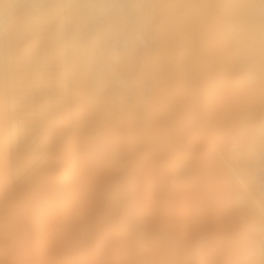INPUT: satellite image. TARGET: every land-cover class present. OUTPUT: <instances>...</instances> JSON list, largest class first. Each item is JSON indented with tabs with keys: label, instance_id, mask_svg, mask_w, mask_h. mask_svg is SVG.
<instances>
[{
	"label": "rangeland",
	"instance_id": "374dc122",
	"mask_svg": "<svg viewBox=\"0 0 264 264\" xmlns=\"http://www.w3.org/2000/svg\"><path fill=\"white\" fill-rule=\"evenodd\" d=\"M230 2L170 0L160 63L148 60L153 121L109 112L90 130L64 110L30 177L0 166V264L257 263L264 197L246 195L234 148L245 157L264 124V73L226 61L222 27L244 23Z\"/></svg>",
	"mask_w": 264,
	"mask_h": 264
},
{
	"label": "built area",
	"instance_id": "2783aa9c",
	"mask_svg": "<svg viewBox=\"0 0 264 264\" xmlns=\"http://www.w3.org/2000/svg\"><path fill=\"white\" fill-rule=\"evenodd\" d=\"M7 11L0 16V28L8 19L30 4L46 8L45 23L30 15L18 26L28 25L22 37L8 46L0 34V81L9 89L16 85L21 72L46 73L47 64L59 60L64 54L54 49L44 35L38 33L43 27L62 25L66 30L65 0H5ZM44 6V7H43ZM83 44L97 59L87 76L90 101L103 114L122 112L131 117L149 115L152 110L154 85L148 56L153 49L157 6L153 0H77ZM55 58V59H54ZM40 103V107L37 105ZM51 104L63 110L69 106L63 91L52 93L50 88L31 87L25 94L18 90L8 93L11 120L21 106L30 107L31 128L48 124ZM58 117V116H55ZM59 119V117H58ZM56 119V121H58ZM54 120V119H53ZM73 124H67L71 133ZM56 137V136H55ZM240 153L239 147L234 148ZM244 170L255 186L256 193L264 197V148L246 151Z\"/></svg>",
	"mask_w": 264,
	"mask_h": 264
},
{
	"label": "bare ground",
	"instance_id": "6f19581e",
	"mask_svg": "<svg viewBox=\"0 0 264 264\" xmlns=\"http://www.w3.org/2000/svg\"><path fill=\"white\" fill-rule=\"evenodd\" d=\"M153 1L157 6V19L155 22L156 32L169 24L171 16L169 7L170 0ZM230 1L233 6H241L240 8L243 11V15L241 14V18L239 19H241V21L243 20L244 23L234 25L231 20H228L222 27V40L233 46L232 54L230 55V57H232L226 61L229 62L232 67H243L244 76L246 78L264 73V0ZM8 7L9 4L7 1L0 0V16L7 11ZM37 7L40 6L30 4V12L26 7L22 8L8 19L5 26L9 24L18 26V24L29 15L31 21L38 18L42 20V23H45L44 17L47 9L40 8L39 14L34 15L33 10ZM65 7V32L62 31V25L56 27H43L38 30V33L48 34L44 35V39L49 41V45H51L52 48H58L64 55L66 53L65 34L69 30H77L82 33L77 0H65ZM155 36L154 33V37L152 38L154 47L148 56V60L150 61L151 58H154L155 63H160V57L158 58V55L160 56L161 54H159L160 52H158L156 48H158L159 41H164V38L159 34L156 38ZM162 43L165 44L164 42ZM165 49L166 47H164V50ZM82 52L85 57L95 58L86 49L84 44ZM248 53L250 54V58L247 56ZM62 57L59 58V60H52L49 62L47 64L48 70L46 73L39 71L34 73H19L16 78V85L9 89L0 81V166L5 171V176L10 182H17L22 179L25 180L26 175L29 173L33 174L31 173L32 168L37 170L44 163L46 159L44 157L46 155V150L44 151V149H46L47 143L50 142L49 139L52 131L61 127V124H59V121H56V119L64 113V110H67L65 113L66 117L83 118L85 121V128L90 130H94V127H98L99 125H96L101 122V117L106 115L101 113L90 101L88 89L85 90L84 80L87 78L88 71H90L92 67L91 61H89L87 70L82 72H70L65 70L61 64ZM32 86L36 87V89L50 88L52 93L63 91L69 100V106L66 104L63 110L58 109L59 105L51 104L50 107L52 110L50 116L54 117H51L48 124L40 125L36 130L30 126L32 125L30 117L33 116L30 107L21 106L14 120H11L8 107V93L16 89L20 94H25ZM159 96H163L162 90H158V98ZM37 107H40V103ZM157 110L156 108L153 110L151 116L145 120V123H150L155 119ZM53 119L55 121H53ZM85 134L87 133L85 132ZM251 134L252 137L248 145V150L253 151L256 150V148H264V124L257 126L255 131H252ZM83 153L89 156L90 151L87 150ZM94 153L96 152L94 151ZM242 161H244V153L240 151V154L235 159L238 168H241L240 164H243ZM255 193L254 187L247 184L246 195L253 203L260 204V200ZM259 232L262 243L259 245L257 252L258 261L256 260L257 263H255L264 264V228H260Z\"/></svg>",
	"mask_w": 264,
	"mask_h": 264
},
{
	"label": "clouds",
	"instance_id": "9594fccd",
	"mask_svg": "<svg viewBox=\"0 0 264 264\" xmlns=\"http://www.w3.org/2000/svg\"><path fill=\"white\" fill-rule=\"evenodd\" d=\"M40 8L33 10V14H39ZM28 25L17 26L9 24L0 28V34L3 35L5 43L11 46L17 42L24 31L27 30ZM66 53L61 59V64L65 70L70 72H82L87 70L89 66V59L83 55V37L82 33L77 30H69L65 36Z\"/></svg>",
	"mask_w": 264,
	"mask_h": 264
}]
</instances>
